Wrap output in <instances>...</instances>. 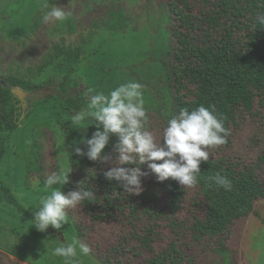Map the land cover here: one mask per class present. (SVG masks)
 Wrapping results in <instances>:
<instances>
[{"label": "trees", "instance_id": "16d2710c", "mask_svg": "<svg viewBox=\"0 0 264 264\" xmlns=\"http://www.w3.org/2000/svg\"><path fill=\"white\" fill-rule=\"evenodd\" d=\"M166 8L170 40L164 64L171 95V116L166 118L147 111L148 130L156 138L158 136L157 142H162L164 130L173 116L183 108L191 111L201 105L208 108L214 105L217 115L227 117L225 127L231 130L228 144L210 149L209 162L200 166L196 187L200 199L192 202L191 218L178 216L186 206L189 189L184 190L173 179L159 182L147 163L140 165L142 171L150 173L141 177L143 192L128 194L118 181H109L104 175L120 165L92 161L87 155L76 154L69 145L65 151L69 159L65 171L72 168L70 182L59 185L57 190L75 191L82 181L85 190L95 193V200L68 210L77 238L87 245L85 224L119 221L130 227L129 236L124 240L132 239L137 243L139 250L134 253L141 258L142 264H199L197 255L209 257L210 264H237L238 252L232 245L233 227L239 224L242 230L251 214L263 219L255 203L264 200V144L252 163L243 162L228 151L241 121L247 116H257L264 107V25L258 19L264 15V0H166ZM41 21L42 18H36L34 27L39 28ZM70 71L58 82L57 94L52 97L60 100L62 114L72 118L84 111L89 99L84 95L86 87H82V82L71 76ZM56 77L43 84H34L18 76L0 75V79L28 91L48 87L54 84ZM38 101L29 102L31 108L26 117ZM21 113V102L0 83V165L8 155L7 144L16 133ZM32 135L38 148L40 171H43L46 149L58 154L61 146L58 139L67 138H63L60 130L56 138L55 131L45 127L42 130L33 128ZM41 137H44L43 144ZM117 143L118 137L113 135L105 149V155H111L113 160L118 156ZM217 173L231 181V191L218 188L214 183L210 186L207 178ZM38 186L49 189L45 179ZM5 202L34 219V215L20 204L11 186L0 177V209ZM160 226L168 227L173 236H169L161 249H155L154 243L160 240L157 229ZM137 246L132 245L129 250ZM127 251L126 247L115 246L109 248L105 258L100 259L95 253L92 257L99 264H120L118 257L126 255ZM93 252L92 249L91 254ZM19 258L23 259L21 255ZM5 260L0 253V264Z\"/></svg>", "mask_w": 264, "mask_h": 264}, {"label": "rangeland", "instance_id": "374dc122", "mask_svg": "<svg viewBox=\"0 0 264 264\" xmlns=\"http://www.w3.org/2000/svg\"><path fill=\"white\" fill-rule=\"evenodd\" d=\"M42 2L0 0V75L18 76L34 84L46 83L56 75L54 84L47 85L53 89L52 96L57 94L58 82L71 69L70 75L78 78L82 87H91L96 93L106 95L128 82H139L144 85L145 109L162 117L171 116V95L164 64L170 40L166 0H47L50 5L47 10L41 9ZM56 6L72 15L65 22L43 23L45 12ZM36 18H42L39 28L34 27ZM52 96L36 102L29 116L20 121L16 133L8 141V155L0 165V177L32 214L39 209L42 198L58 189L59 185L51 189L38 185L50 174L65 171L69 162L66 146L74 152L80 147L87 153L84 141L91 139L98 130L91 117L85 121L86 131L77 129L72 123L73 117L62 114L60 100ZM88 105L89 102L84 110ZM241 122L232 136L228 153L252 163L264 144V107L257 116H247ZM43 127L55 131L56 138L60 130L67 140L58 139L61 143L58 154L46 149V166L40 171L32 129L42 130ZM40 142L43 144L44 137ZM262 171L264 174V168ZM199 199L197 189H189L186 206L178 216L191 218L192 202ZM255 209L263 219L251 215L261 227L251 224L253 227L248 225L244 231L248 219L242 230L239 224L233 227L232 245L238 252L237 264H245L244 260L249 264H264V200L257 201ZM85 226L86 230L84 225L82 228L87 233L86 241L94 252L84 256L78 247L77 258L72 264H99L92 257L94 253L102 259L109 248L115 246L128 248L126 255L118 257L120 264H142L141 258L134 253L139 250L137 243L132 239L124 240L129 236V226L119 221H89ZM48 229L51 233L40 232L34 220L9 203H3L0 253L6 259L4 264H66L63 257L53 252L57 247L72 243L74 238L78 239L72 222L69 219L60 230L52 226ZM157 229L160 240L154 244L155 249H161L173 235L168 227ZM132 245L137 247L129 250ZM197 256L199 264L211 263L209 257Z\"/></svg>", "mask_w": 264, "mask_h": 264}, {"label": "clouds", "instance_id": "9594fccd", "mask_svg": "<svg viewBox=\"0 0 264 264\" xmlns=\"http://www.w3.org/2000/svg\"><path fill=\"white\" fill-rule=\"evenodd\" d=\"M40 7L47 10L50 5L47 0H43ZM71 15L70 11L62 7H51L50 11L45 12L43 22H65ZM258 19L264 25V15ZM84 95L89 99L88 109L75 114L72 123L78 126L77 129L86 131L88 127L85 128V121L91 117L98 130L91 139L84 141L88 147L87 153L80 147H76L75 152L80 156L87 155L92 161L120 165L112 167L104 175L109 181H118L128 194L140 195L143 192L141 177L150 174L140 167L145 163L159 182L173 179L184 190L196 188L200 166L210 160L209 150L226 146L227 137L231 135V130L225 127L227 117L217 115L214 105L211 108L201 105L191 111L188 108L181 109L178 115L168 121L162 142H157L156 136L148 130L149 115L145 109L144 85L139 82L123 84L110 95L96 93L94 88L89 87ZM113 135L118 137L115 145L118 156L115 160L111 155H105ZM71 171L72 168L62 174H50L46 179L47 187L51 189L55 185L68 184ZM207 179L210 186L214 183L225 191L233 188L231 181L220 173ZM81 184L82 181L75 191L65 193L55 190L40 200L39 209L33 213L37 230L47 232L49 226L56 230L62 229L69 222L68 210L76 209L85 201L95 200V193L85 190ZM78 247L84 256L92 252L89 245L74 238L72 243L55 248L53 255L63 257L66 264H72L77 258Z\"/></svg>", "mask_w": 264, "mask_h": 264}, {"label": "water", "instance_id": "95a60500", "mask_svg": "<svg viewBox=\"0 0 264 264\" xmlns=\"http://www.w3.org/2000/svg\"><path fill=\"white\" fill-rule=\"evenodd\" d=\"M0 83L4 87L9 88L12 94L21 102L22 113L19 118V121H21L24 118L27 111H29L31 108L30 103L26 101L27 98H30L32 102L43 99V97L51 98L53 94V89L50 87H41L35 90L28 91L20 86L9 84L4 79H0Z\"/></svg>", "mask_w": 264, "mask_h": 264}, {"label": "crops", "instance_id": "0c3cea01", "mask_svg": "<svg viewBox=\"0 0 264 264\" xmlns=\"http://www.w3.org/2000/svg\"><path fill=\"white\" fill-rule=\"evenodd\" d=\"M248 222H247V224H246V226H245V229H244V231H246V227L249 225H253V226H255V225H257V226H259L260 225V227H261V223H259V222H257V220H255L254 219V216L253 215H250L248 218ZM253 226H250L251 228L253 227ZM240 248V247H239ZM241 248H242V246H241ZM242 251V250H241ZM244 263L245 264H249V262H246V260H244Z\"/></svg>", "mask_w": 264, "mask_h": 264}, {"label": "flooded vegetation", "instance_id": "af4514ba", "mask_svg": "<svg viewBox=\"0 0 264 264\" xmlns=\"http://www.w3.org/2000/svg\"><path fill=\"white\" fill-rule=\"evenodd\" d=\"M26 101H27V102H31V99H30V98H27Z\"/></svg>", "mask_w": 264, "mask_h": 264}]
</instances>
